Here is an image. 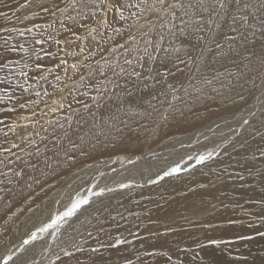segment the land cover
Wrapping results in <instances>:
<instances>
[{
	"label": "bare ground",
	"instance_id": "obj_1",
	"mask_svg": "<svg viewBox=\"0 0 264 264\" xmlns=\"http://www.w3.org/2000/svg\"><path fill=\"white\" fill-rule=\"evenodd\" d=\"M246 2L258 7V0ZM66 3L0 0V34L7 32L0 37V64L6 65L0 67V261L14 253L9 264H169L166 256L149 254L167 252L172 264H264L258 234L264 232V13L249 15L252 28L235 25L248 37L232 43L235 51L224 39L237 35L227 22L217 17L202 31L181 33L182 10L172 19L154 0H147L150 8H122L123 20L109 12L99 42L67 43L74 30L60 32L81 27L82 16L71 8L58 11ZM56 26L62 27L58 35ZM60 97L67 117L46 107ZM162 139L182 152L164 169L138 174ZM32 141L37 153L28 150ZM164 148L161 154L171 150ZM102 153L104 162L90 160ZM208 153L210 159L197 163ZM173 168L178 171L164 175ZM103 177L110 180L104 184ZM101 189L103 195H93ZM77 194L90 203L59 227L37 231ZM112 195L120 197L103 205ZM33 232L37 239L24 245ZM116 239L129 243L111 247ZM210 239L231 243L218 248Z\"/></svg>",
	"mask_w": 264,
	"mask_h": 264
},
{
	"label": "snow or ice",
	"instance_id": "obj_2",
	"mask_svg": "<svg viewBox=\"0 0 264 264\" xmlns=\"http://www.w3.org/2000/svg\"><path fill=\"white\" fill-rule=\"evenodd\" d=\"M155 4H158L160 8L165 9L166 5V11L171 10L169 12V15H171L172 19H176V10H182L183 16L187 17V19L181 20V23L184 25V27L180 28L181 33H187L188 30L191 31H202V25H212L214 22V18H219V21L227 22V26L231 32L237 33L236 36H230L225 34L224 39L226 41H230L229 43V49L232 51H235V49L232 48V43H235L237 39H240L243 42H247L248 37L239 31V28L235 27V25H239L241 28H252L254 27L253 24L249 21V15L253 16V19H255V13L256 12H262L264 13V0H258V7L254 4L246 2V0H174L172 3H167V0H154ZM142 5L144 7L150 8L151 6L148 5L147 0H141V3L137 4H128L125 0V3H120L119 0H67V3L65 4L64 8L58 9L61 13L66 12L69 8L76 11L78 16H93L95 15L94 11H88V10H95V9H103L104 19L101 20V24L104 27H107V16L109 12L115 10L119 13L120 19H124L123 11H121L122 8H141ZM242 6V7H241ZM55 7V5H54ZM252 9V13L250 14H242L243 10ZM47 11V9H45ZM143 10V9H142ZM135 15V14H134ZM70 19H74V17H69ZM262 28H264V16H262L260 20ZM222 27V24L220 22L215 23V28L220 29ZM28 32H31L32 29L29 28L27 30ZM91 31H95V29H92ZM24 33L21 32L20 35H23ZM200 40H204V37H199ZM216 45L217 49H221L220 54L221 55H227V53H224L222 51V45L219 42L213 41ZM37 43H44L42 40H38ZM59 43V41H57ZM123 47V45H121ZM20 49L27 53L28 49L25 48L23 45H20ZM262 49H264V45H262ZM12 51H15V48L11 49ZM174 51L179 52L180 49L176 48ZM245 51H248V49H245ZM255 52H249V57H255ZM179 59V57H178ZM191 60V57L189 58ZM181 63H183V60H180ZM251 62V60H250ZM66 63V61H61V64ZM126 63H131V61H126ZM260 65L261 68L264 69V51H262L260 56ZM27 66V65H25ZM0 67H6V65H0ZM39 67V65H37ZM73 69L76 68V65L73 64L71 66ZM177 71H181L180 69H177ZM171 74L166 73L165 75ZM181 74H183L181 72ZM26 75V73H24ZM136 75H139V73H136ZM231 75V74H229ZM59 79V77H57ZM260 79L261 84L264 85V71H261L260 73ZM205 83L211 84V80H206ZM255 83V81H253ZM27 91V89H25ZM37 96L40 95V93H36ZM54 93H49L47 91L44 92V96L51 97ZM175 98V97H174ZM64 97H60L58 99H52L51 103H46V107L49 108L50 111L56 112L58 110H61L64 108ZM94 100H96V97H93ZM241 99H243V96H241ZM99 106V104H98ZM25 107V105H21V108ZM88 106L85 105V108ZM11 111V109L9 110ZM245 124L248 123L247 120L244 121ZM15 147V145H13ZM75 147V146H74ZM83 154V153H81ZM211 153L208 154H202L199 155L197 159V163H203L204 161L211 158ZM71 159V157H70ZM178 171V168H173L171 172H166L164 175H171L173 172ZM162 178V177H161ZM243 179V177H241ZM127 185H121V187H126ZM91 191V190H90ZM108 191H113V189H108ZM104 190L101 189L99 192L93 193V195H103ZM90 203V197L83 196L81 197L79 194L71 201V204L69 207H67L63 212L57 213L52 219L51 222L48 224H45L44 226L40 227L37 231L40 233L46 232L49 229H54L59 227V225L67 220L68 218H71L77 214L84 206L88 205ZM262 221H264V217H261ZM229 224H235L237 221L229 220ZM261 236H264V232L258 233ZM91 235V234H89ZM37 239V232L31 233L28 239L24 240L23 244L27 245L31 243L32 241ZM240 239H251V237H245L241 236ZM129 243V241L125 239H116L115 243L110 245L111 247H116L121 244ZM231 243L230 241H224V240H218V239H210L208 241L209 245H215L216 247H220L221 245H227ZM198 248L203 250L206 245L203 243H198L196 245ZM23 248V245L21 246ZM180 251H189V249H179ZM76 251H81L80 248H76ZM93 252L99 251V249H92ZM64 256L66 257H72L73 253L70 251H63ZM150 255H156L159 254L161 256H166L167 261L169 264H172V256L169 255L167 252H160V253H149ZM14 253H10L9 255L5 256L2 261H0V264H9V261L12 260ZM195 259V257H193ZM59 259V257H57ZM77 264H80L79 261H77ZM130 264V262H129ZM175 264H183V261H177Z\"/></svg>",
	"mask_w": 264,
	"mask_h": 264
},
{
	"label": "rangeland",
	"instance_id": "obj_3",
	"mask_svg": "<svg viewBox=\"0 0 264 264\" xmlns=\"http://www.w3.org/2000/svg\"><path fill=\"white\" fill-rule=\"evenodd\" d=\"M95 15H93V16H83L82 17V25H81V27H77L76 29L75 28H70L69 29V27H67L65 30H62L61 32H60V34H62V35H65V31H67V30H70V31H68V32H72V30H74V32H72L71 33V35H69V36H66L65 38L67 39L66 40V42L67 43H72V42H74V41H81V42H87V43H89L90 42V39H92V41H94V43H96V42H99L100 41V38L102 37V34H103V32L104 31H100L101 30V27H102V24L100 23L101 22V20H102V17H104V16H102V15H100V9H96L95 11ZM69 14V13H68ZM64 16V14L63 15H61V17L60 18H57V24H59L60 23V20H62V17ZM53 18V16H51L50 18H49V20L50 19H52ZM104 19V18H103ZM49 23V22H48ZM52 23H49L48 24V26H50ZM55 24V23H54ZM56 24V25H57ZM107 24H108V21H107ZM60 28H62L61 26H56V28H55V31L54 32H56V34L58 35V30L60 29ZM103 28H105L104 26H103ZM92 29H95V31H91ZM81 31V32H78V31ZM68 32H66V33H68ZM59 34V35H60ZM72 34L74 35V36H72ZM4 36H7V32H5V33H1L0 34V37H4ZM97 36V37H96ZM126 36H129L128 34L126 35ZM73 37H75V38H73ZM132 36H130L129 37V39L131 38ZM71 38V39H70ZM73 38V39H72ZM84 51H86V49L84 50ZM72 53H73V51H72ZM20 56H22V53L21 54H19V55H17V56H14V57H12V58H9V59H13V58H15V57H17V59L20 57ZM74 57V56H73ZM79 60H81L82 58H78ZM8 60V59H7ZM2 62H4L1 58H0V63H2ZM9 62H11L12 63V65L13 66H16V65H14V61H9ZM1 65V64H0ZM1 69V68H0ZM85 85H88V81H86L85 82ZM81 93V91L78 93V94H80ZM78 94H75L74 96H77ZM69 104V102H67V104L66 105H68ZM64 109V108H63ZM63 109H61V110H59L60 112H61V114H60V116H65V117H67L66 115H68L69 113H71V112H69L68 113V111L67 112H65L66 110H63ZM64 111V112H63ZM59 112V113H60ZM54 118H56L57 116H53ZM30 122V121H29ZM163 140V141H162ZM162 140H160L159 142H157V144L155 143L154 144V146H153V148L154 147H156L157 149H152L150 152H153L152 154H150V157H147V158H145L142 162H141V164L137 167V171L136 172H138V174L141 172V173H144V172H146V170H147V172L150 170V169H152L151 167H156V165H161V166H163V169L168 165V164H166L165 162H168V160L169 159H172V156L173 157H175V155L179 152V151H181L182 152V149L180 148V145L179 144H177L176 142H173L172 143V141H169V142H165V140L164 139H162ZM49 141H51V139H48L46 142H49ZM163 143H162V142ZM161 142V143H160ZM201 142H203V140H201ZM164 144H165V146H164ZM170 144H172V145H170ZM29 147H28V150L30 149V150H32V151H36L35 153H37L38 152V150H39V144H35L33 141L32 142H30L29 144ZM158 145V146H157ZM169 145V146H168ZM164 148H166V149H168L169 150V148L171 149V150H169V152H167L166 154H161L160 153V149L162 148V147ZM174 146V147H173ZM175 146H176V148H175ZM178 146V147H177ZM164 148V149H165ZM179 148V149H178ZM181 152H179V153H181ZM168 154H170V155H168ZM103 153L102 154H100V155H97V156H95V157H92L90 160H97L98 161V163L97 164H100V163H102V162H104L105 160V158L108 156V155H103ZM96 157H97V159H96ZM168 159V160H167ZM165 160H167V161H165ZM87 161H89V160H87ZM162 161H164V164L162 165ZM169 161H172V160H169ZM86 162V161H85ZM175 162V161H174ZM143 163V164H142ZM145 164V165H144ZM147 164H149L148 166H147ZM142 165V166H141ZM196 165H198V164H195V166ZM80 166H82V164H78V167H80ZM141 166V167H140ZM149 167V168H148ZM194 167V166H193ZM82 168V167H81ZM147 168V169H146ZM143 169V170H142ZM146 169V170H145ZM189 168L187 167V169L186 170H188ZM102 180H103V183L105 184V182L106 181H109L110 180V178H107V177H103L102 178ZM107 183V182H106ZM114 196H116V195H112V196H110L109 197V201L108 200H105V201H108V202H106V203H104L105 201H103V205H105V204H108L109 202H112V201H114V200H116V199H114V198H117V196L116 197H114ZM122 196V195H121ZM120 197V195H118V198ZM112 198V200H110ZM117 198V199H118ZM114 199V200H113ZM49 208H47L46 210H48ZM84 233V232H83ZM90 233V232H89ZM89 233H86L85 234V236H87ZM73 238H75V237H73ZM77 238V237H76Z\"/></svg>",
	"mask_w": 264,
	"mask_h": 264
}]
</instances>
